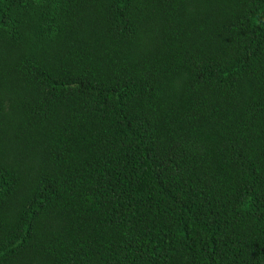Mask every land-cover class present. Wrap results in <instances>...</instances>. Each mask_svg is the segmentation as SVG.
<instances>
[{
    "label": "trees",
    "instance_id": "trees-1",
    "mask_svg": "<svg viewBox=\"0 0 264 264\" xmlns=\"http://www.w3.org/2000/svg\"><path fill=\"white\" fill-rule=\"evenodd\" d=\"M0 264H264V0H0Z\"/></svg>",
    "mask_w": 264,
    "mask_h": 264
}]
</instances>
